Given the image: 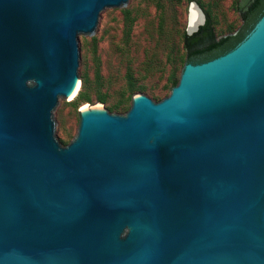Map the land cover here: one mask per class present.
Wrapping results in <instances>:
<instances>
[{"label":"water","instance_id":"95a60500","mask_svg":"<svg viewBox=\"0 0 264 264\" xmlns=\"http://www.w3.org/2000/svg\"><path fill=\"white\" fill-rule=\"evenodd\" d=\"M134 6L0 0V264H264V11L167 96L79 110L61 142L83 36Z\"/></svg>","mask_w":264,"mask_h":264},{"label":"rangeland","instance_id":"374dc122","mask_svg":"<svg viewBox=\"0 0 264 264\" xmlns=\"http://www.w3.org/2000/svg\"><path fill=\"white\" fill-rule=\"evenodd\" d=\"M235 1L135 0L129 22L124 12L111 11L102 34L83 36L87 100L75 95L59 112L61 142L74 137L83 105L124 114L137 93L153 101L167 96L184 63L182 35L190 6L195 3L202 14L209 12L218 37L241 26Z\"/></svg>","mask_w":264,"mask_h":264},{"label":"trees","instance_id":"16d2710c","mask_svg":"<svg viewBox=\"0 0 264 264\" xmlns=\"http://www.w3.org/2000/svg\"><path fill=\"white\" fill-rule=\"evenodd\" d=\"M233 6L242 21L239 29L234 33L217 37L213 31L210 14L204 10V22L191 34L183 33L182 35L184 61L193 63L205 61L231 48L248 30L258 15L264 11V0H238L234 2ZM124 15L129 22L128 12H124ZM85 82L77 92L76 100H87L83 92ZM175 83L176 80L172 79L171 85ZM110 109H114V107Z\"/></svg>","mask_w":264,"mask_h":264},{"label":"bare ground","instance_id":"6f19581e","mask_svg":"<svg viewBox=\"0 0 264 264\" xmlns=\"http://www.w3.org/2000/svg\"><path fill=\"white\" fill-rule=\"evenodd\" d=\"M189 10H190V13H189V18H188V27L189 29H193L197 23L201 22V12L199 11V9L197 8L195 4H192ZM87 108L88 106L86 105H83L81 107L82 110L87 109ZM91 108H94V107H91Z\"/></svg>","mask_w":264,"mask_h":264}]
</instances>
